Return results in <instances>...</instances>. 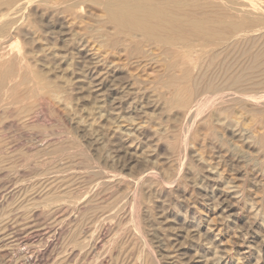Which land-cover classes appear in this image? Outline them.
I'll return each instance as SVG.
<instances>
[{"label":"rangeland","instance_id":"obj_1","mask_svg":"<svg viewBox=\"0 0 264 264\" xmlns=\"http://www.w3.org/2000/svg\"><path fill=\"white\" fill-rule=\"evenodd\" d=\"M48 1L28 6L10 45L19 73L50 85L0 95V264H264V123L251 103L186 121L164 47L136 51L93 2Z\"/></svg>","mask_w":264,"mask_h":264},{"label":"bare ground","instance_id":"obj_2","mask_svg":"<svg viewBox=\"0 0 264 264\" xmlns=\"http://www.w3.org/2000/svg\"><path fill=\"white\" fill-rule=\"evenodd\" d=\"M250 1H253L256 4H258V7H259V4H261L262 6L264 4V0H250ZM48 2H49L48 0H0V66H1L0 68V95H3L5 92H6L5 94L7 95V91L9 90L10 91L9 95L13 98V101H18L19 97L21 98L20 96L21 93H18V89L20 88H21V91H24L25 93V94L22 93V95H29L30 97H36L38 95H42L44 90L48 87V85H50V84L48 85L46 84V80H45L46 76L44 77L43 74H41L42 72L34 73L33 68H31L28 65L24 64L25 66H23L22 72L19 73L18 67H22V66L21 65L18 66V63L23 58L22 57L23 54L21 55V52H19L18 49L16 50L12 48L14 46L13 44L10 45L11 44L10 42L14 37L13 32L17 30L19 26L23 25V22L26 20L27 15L25 13L30 9L28 6L32 3L33 4L37 3L38 5H41V6L49 5ZM86 2H93L103 8V10L106 12L109 23L112 24L114 30H116V33L120 35L119 37L126 36V38L127 37L136 38L135 40L136 41V44H135L136 51L139 52L141 47H144L146 43L155 44L157 48L158 46L164 47V49L166 50L164 51L170 55V57L168 56L169 61L167 60L169 69L166 68L170 72H168V78H167L168 80L166 81L165 84L169 88H171V91L173 94L171 102L174 105H177L183 109L185 113L186 121L189 120L191 123V119L196 120L197 117H200L198 114L200 113V111H202V107L204 105L213 104L214 113L217 115V118H218V117L225 116L228 113H231V111L234 110L233 108L234 106L235 108H237L236 105H239V106L243 105L244 107V105L246 106L248 103H251L250 105L252 109L250 110L249 107H246V109L248 108V111L249 110L250 112L256 111V113L260 114L262 119L258 118L259 120L258 119L257 120L258 122L262 120L264 123V11H261L260 9L259 10L255 9L253 8V6L251 7L252 2L249 4L245 0H60V5L58 6L57 9L59 12H72V10L74 9L84 8L83 5ZM4 9L9 10V13H6V15H1V13L4 14L5 12ZM119 37L113 39L111 42L113 44H118ZM123 38L126 39L125 37ZM247 42H250V43L247 44ZM123 45L125 46V44ZM132 50L134 49L132 48ZM154 55L155 54H153V56ZM30 97H27V98H30ZM6 102L7 101L3 103L6 104ZM34 103L36 104V102ZM16 107L20 108V105ZM243 107L241 106L242 110H243ZM211 109L212 108H210V110ZM233 112L236 113L235 111ZM233 112L231 113V115H233ZM203 113L206 114L207 112L205 111ZM247 114L249 113L247 112ZM241 115H243L242 112H241ZM205 117L206 116H204L203 118ZM229 117H227V119ZM232 118L237 119V116L236 117L233 116ZM196 128L195 130H197ZM173 132H176V131H173ZM184 132L185 130L183 131V133ZM183 133L182 135L186 134V133L184 134ZM197 133H194V134L196 135ZM260 137H261L260 142L262 144V147H264V133H263V136L261 134ZM174 139L175 138L173 137V140ZM190 140L191 139L188 140V143ZM177 141H178V137L175 142L171 141L174 144L175 148L178 145ZM183 141L184 140L181 141L182 144H184ZM183 146L184 145H182V147ZM63 149H66V148H63ZM180 153L181 152L179 151V154ZM105 182L106 181H104V183ZM65 189L68 190L70 188L66 187ZM47 196H45V198ZM52 196L53 194H51V197ZM70 196L71 195H69V197ZM53 198L51 199L54 200ZM92 201L94 200L92 199ZM107 205L108 204H106V206ZM88 216H86V218ZM84 217L85 216H83V218ZM140 231L142 232V230ZM77 233L78 232H76L74 235H76ZM77 241H80V240H77ZM145 242H143L142 245H144ZM146 244H148V242ZM142 249L143 248H141V250ZM153 255L149 254L148 257L150 258ZM145 256L143 257L146 258ZM147 259L145 260L146 262H144V264H161L162 263V262L159 263L158 259L156 260V259L150 258L148 261Z\"/></svg>","mask_w":264,"mask_h":264}]
</instances>
